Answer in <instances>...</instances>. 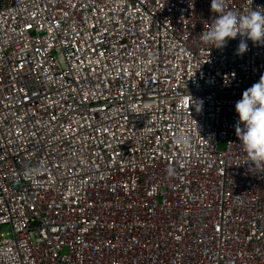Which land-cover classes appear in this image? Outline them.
Masks as SVG:
<instances>
[{
  "label": "built area",
  "instance_id": "2783aa9c",
  "mask_svg": "<svg viewBox=\"0 0 264 264\" xmlns=\"http://www.w3.org/2000/svg\"><path fill=\"white\" fill-rule=\"evenodd\" d=\"M210 5L0 0V264H264L235 130L264 44L203 42Z\"/></svg>",
  "mask_w": 264,
  "mask_h": 264
},
{
  "label": "clouds",
  "instance_id": "9594fccd",
  "mask_svg": "<svg viewBox=\"0 0 264 264\" xmlns=\"http://www.w3.org/2000/svg\"><path fill=\"white\" fill-rule=\"evenodd\" d=\"M211 11L215 18L209 23L207 31L201 39L213 49H223L230 40L240 38L235 54L243 55L248 50V42L264 44V11L253 9L246 14L232 10H223L222 0H211ZM227 83L224 84L227 86ZM238 115L236 135L242 144L250 172L259 173L264 168V75L257 83L242 93L241 99L235 104ZM182 143L188 138L181 137Z\"/></svg>",
  "mask_w": 264,
  "mask_h": 264
}]
</instances>
